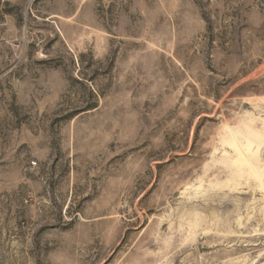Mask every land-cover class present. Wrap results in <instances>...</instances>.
I'll return each mask as SVG.
<instances>
[{"label": "rangeland", "instance_id": "1", "mask_svg": "<svg viewBox=\"0 0 264 264\" xmlns=\"http://www.w3.org/2000/svg\"><path fill=\"white\" fill-rule=\"evenodd\" d=\"M0 264H264V0H0Z\"/></svg>", "mask_w": 264, "mask_h": 264}]
</instances>
